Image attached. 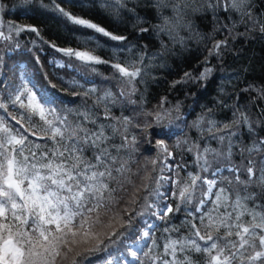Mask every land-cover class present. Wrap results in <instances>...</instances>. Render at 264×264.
I'll use <instances>...</instances> for the list:
<instances>
[{"label": "snow or ice", "instance_id": "1", "mask_svg": "<svg viewBox=\"0 0 264 264\" xmlns=\"http://www.w3.org/2000/svg\"><path fill=\"white\" fill-rule=\"evenodd\" d=\"M78 2L89 6V0ZM51 6L72 25L121 42L107 60L90 49L50 44L92 72L94 65H110L113 76L105 80H115L117 91L106 88L97 95L95 86L80 85L83 96L94 102L89 107L85 99L80 108L70 109L59 107L63 101L55 85L40 84L26 71L19 83L0 79V264H264V104H256L264 101V85L241 90L256 93L251 97L259 110L256 119L245 106L221 99L217 105L229 108L231 119L218 121L208 108L193 122L200 132L196 140L169 145L160 138L153 144L149 135L171 138L164 122L179 118L173 116L179 106L165 108L167 97H162L148 110L142 93L134 99L147 75V53L56 0ZM91 6L116 18L126 13L133 29L148 33L151 28L174 46L186 47L192 17L207 13L220 25L215 31L231 35L236 27L235 21L220 24L218 14L224 12L227 19L236 14L239 23L251 22L252 31L264 34V15L253 16L252 0H91ZM138 8L154 9L159 23L151 24ZM167 9L170 15H164ZM4 28L0 40L25 31L40 35L35 26L0 19ZM227 44V39L214 42L209 55H219ZM170 51L160 39V51L149 63ZM211 71L205 68L198 77L185 73L183 82L204 80ZM116 107L119 116L113 113ZM141 143L155 149L143 163L136 159ZM173 149L181 156L192 154L191 169L177 161ZM137 221L143 228L134 227ZM137 231L139 236L121 248V238Z\"/></svg>", "mask_w": 264, "mask_h": 264}, {"label": "trees", "instance_id": "2", "mask_svg": "<svg viewBox=\"0 0 264 264\" xmlns=\"http://www.w3.org/2000/svg\"><path fill=\"white\" fill-rule=\"evenodd\" d=\"M252 2V14L256 19H260L264 15V0H252ZM56 3L75 15L82 16L104 27L109 32L127 36V42L136 45V51L147 53L145 57V64L149 65L147 75L144 76L143 83L137 84L139 93L134 99H139V95L142 93L144 108L148 110L157 107L162 97H167L165 108L174 110L177 105L179 106L178 113L173 111V116L179 118L164 122L167 125L165 130L170 132L171 138L149 135L148 138L152 140L153 144L156 139L160 138H164L169 145L174 144L178 139L196 140L200 136V132L192 126L193 122L208 108L213 109L215 119L218 121L231 119V110L217 105V101L221 99L229 105L237 103L245 106L253 119H256L259 114V110L251 100V97L256 93L241 91L249 84L264 85V34L252 31L251 22L246 26L239 23L238 15L233 14L232 20H229L224 12H220L218 14L220 24L231 26L233 21L236 22V27L229 35L226 29L214 30L220 25L215 24L211 13L192 17L194 24L192 38L187 39L186 47H182L172 45L168 41V37L163 34L158 39L152 34L151 28L148 33H140L133 29L132 18L126 13L122 12L121 18H116L99 7L91 6V0H89V6L86 7H81L78 0H56ZM42 5H47V7ZM137 11L141 16H146L151 24L159 23L154 9L138 8ZM170 14L171 9L164 11V15ZM0 19L18 25H32L39 29V36L28 31L20 33L19 35L27 44L26 48L13 52L11 57L14 56V60L24 67L26 72L32 74L34 79L39 80L40 84L50 82L51 85H55L53 91L58 94L59 100L63 101L59 107L77 109L85 99H87L89 107L93 104L94 97L85 98L80 85H83L84 88L95 86L98 89L97 95H102L106 88H111L113 92L117 91L115 80H105V77L113 76L114 69L110 65H94L97 71L92 72L89 67L82 65L75 57H68L57 52L50 44H55L59 48L90 49L94 55L107 60L113 56L117 45L121 42L112 41L91 29L72 25L52 10L51 0H30V3L26 0H0ZM197 33L199 35H196ZM181 35L187 37L189 32L181 31ZM17 39L20 41V46L24 44L21 39ZM160 39L165 41L171 51L165 55L156 56L149 63L148 58L153 53L160 51ZM225 39L228 40V44L220 50V54L209 55L213 43ZM124 55L127 56V53ZM50 57H52L51 60ZM58 63H62L64 67H58ZM205 68L212 69L206 79H188L187 82H183L185 73L198 77ZM3 76L9 80V76ZM178 81L180 82L177 83ZM76 92L80 95H75ZM237 96H239L238 101L236 100ZM256 104H264V101L257 100ZM99 111L102 113L103 108H100ZM113 113L119 116L121 108H113ZM124 114L131 115V112L125 110ZM131 131L143 140L140 129L134 128ZM152 131V128L147 130L148 133H152ZM261 134L264 135V133ZM116 142L119 143V139ZM211 143L213 147H217L214 141ZM173 155L177 161L182 159L187 162L191 169L193 160L191 153L184 152L181 156L179 151L173 149ZM154 156L155 149L151 145L147 143L139 145L136 159L141 163ZM181 174L183 175V173ZM175 222L178 223V221ZM134 227L143 228V224L137 221ZM131 236L132 233L121 238L120 246L122 248L125 243L133 242L134 239L130 238Z\"/></svg>", "mask_w": 264, "mask_h": 264}, {"label": "rangeland", "instance_id": "3", "mask_svg": "<svg viewBox=\"0 0 264 264\" xmlns=\"http://www.w3.org/2000/svg\"><path fill=\"white\" fill-rule=\"evenodd\" d=\"M1 31L6 32V28ZM17 38L21 39L24 44L20 46V41ZM0 42V79H3V75H5L9 76V80L7 79L8 81L19 83V78L23 72H25V69L14 60V56L11 57V54H13L15 51L17 52L22 50V48H26L27 44L20 35L17 36L15 34H13L11 40H6V42L5 40H0ZM17 44L19 45L18 47L16 46ZM51 59L52 57H50V60ZM138 236L139 233L137 234V232H132V236L130 238L135 239ZM110 251H114V249H110ZM129 260L131 262V257H129ZM97 264H103V261L100 260L97 262ZM132 264H134V262H132Z\"/></svg>", "mask_w": 264, "mask_h": 264}]
</instances>
